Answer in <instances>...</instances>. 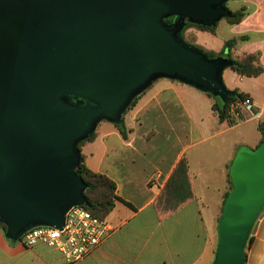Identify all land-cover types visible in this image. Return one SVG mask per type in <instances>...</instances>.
<instances>
[{"label":"water","instance_id":"95a60500","mask_svg":"<svg viewBox=\"0 0 264 264\" xmlns=\"http://www.w3.org/2000/svg\"><path fill=\"white\" fill-rule=\"evenodd\" d=\"M226 1L0 0V229L9 242L32 227L61 228L70 207L88 206L79 143L100 121L121 123L155 80L222 103L236 96L222 77L233 60L182 37L187 23L228 18ZM229 176L209 264H245L264 208V137L237 148Z\"/></svg>","mask_w":264,"mask_h":264},{"label":"crops","instance_id":"0c3cea01","mask_svg":"<svg viewBox=\"0 0 264 264\" xmlns=\"http://www.w3.org/2000/svg\"><path fill=\"white\" fill-rule=\"evenodd\" d=\"M232 2L234 7L229 10L242 6L245 9L238 23L224 18L221 22L224 24L218 22L214 33L188 27L183 36L186 41L212 52H219L227 39L236 38L230 48L233 58L249 53L258 55L263 67L260 74L242 76L226 68L230 74L222 75L227 87L248 94L250 105L240 106L236 112L230 109L229 117L219 120L212 109L214 99L207 94L180 82L159 78L125 111L122 125L100 121L94 138L79 148L86 166L109 177L122 201L116 202L106 216L115 230L88 256L74 264L211 262L216 247L217 220L228 191L229 165L238 147L253 148L258 144L261 132L257 126L262 123L257 124L249 139L240 133L225 138V149L216 158L209 139L235 132L236 128L264 115V0ZM220 33L227 35L219 37ZM206 108L210 110L207 116ZM210 115L214 116V122ZM182 156L187 160L193 197L158 218L153 205L156 198L166 191L159 204L161 213L165 212L166 206L179 198L178 190L185 183L183 170L174 173ZM214 181H224L225 185L212 187ZM251 235L252 240L245 248V264H264V209ZM48 249L41 245L24 248L13 244L0 230V264H64Z\"/></svg>","mask_w":264,"mask_h":264},{"label":"trees","instance_id":"16d2710c","mask_svg":"<svg viewBox=\"0 0 264 264\" xmlns=\"http://www.w3.org/2000/svg\"><path fill=\"white\" fill-rule=\"evenodd\" d=\"M229 12H230V16L228 18H225V19L227 21H229L230 23H238L245 15V9L243 6L238 8L237 10H233V11L229 10ZM171 20H172V17L166 19L167 22H170ZM216 25H217V23H216ZM216 25H214L213 27H203L200 25L187 23L184 30L187 29L188 27H197L199 29L207 30L209 32L214 33ZM184 30H183V32H184ZM183 32H182V37L184 38ZM236 41H237L236 38L227 39L224 42L223 47L221 48V50L219 52L207 51V50L203 49L201 46H199V45H197L191 41H187V42L190 45L202 50L204 53H206L210 57H213L216 55H223L227 58L232 59L233 65L230 66L229 68L234 70L239 75L256 76V75L260 74L263 71V67L259 64L258 55L256 53L245 54L241 58H233L231 56L230 48L236 43ZM234 91L236 92V96L228 98L227 101L224 103H222L217 97H213L212 95L205 93L214 99V103L212 104V109L216 112L219 120H224V119L229 117L230 104L232 102L246 101L249 104L251 103V99L248 96V94L243 93V92H239L237 89H234ZM140 94L133 98V100L131 101V103L129 104V106L127 107L126 110L130 109L132 106L135 105ZM120 124L122 125V123H120ZM257 127L261 132V139L259 140V142H261V140L264 137V134H263L264 127L262 126V124H258ZM94 136H95V131H93L92 134L88 138L82 140L79 143L78 148L85 141L93 139ZM79 151H80V148H79ZM80 157H81V162L79 164L77 172H78L79 177L86 183V189L84 191V196H85L86 200L88 201V206H86V207L94 215L101 217V218H106V216L115 207L116 202L122 201V200L116 195V192H115L116 186H115L114 182L109 177H107L106 175L101 174V173H97V172H93L92 170H90L86 166L84 156L81 153V151H80ZM179 170L184 171V178H185V183L182 184V188L180 190H178V193H177V194H179V198H175V202L168 204L166 206L167 210L165 212L161 213V211H160L161 206H159V204L161 202V198L163 197V195H165L166 191L162 192L160 194V196H158L153 203V205L157 211L158 218H161L163 216L170 214L172 211L176 210L183 203H185L187 200H189L193 197V192H192L190 181H189L188 165H187V160H186L185 156H182L180 158V160L177 162L176 167L174 168V173L179 171ZM227 178H228L229 188H228V191L224 195L222 204H223L228 192L231 189L229 168H228ZM221 208H222V205H221ZM251 240H252V235L250 233L248 241H247V246L251 242Z\"/></svg>","mask_w":264,"mask_h":264},{"label":"built area","instance_id":"2783aa9c","mask_svg":"<svg viewBox=\"0 0 264 264\" xmlns=\"http://www.w3.org/2000/svg\"><path fill=\"white\" fill-rule=\"evenodd\" d=\"M246 101L230 104L234 112ZM115 226L106 218L91 213L85 205L70 207L61 228L36 226L25 231L15 243L24 248L46 246L58 252L64 264H74L88 256L111 233Z\"/></svg>","mask_w":264,"mask_h":264},{"label":"rangeland","instance_id":"374dc122","mask_svg":"<svg viewBox=\"0 0 264 264\" xmlns=\"http://www.w3.org/2000/svg\"><path fill=\"white\" fill-rule=\"evenodd\" d=\"M226 7L229 9V8H233L234 7V3L232 2V0H227L226 1ZM224 18H222V19H220L218 22H220V24H224V23H221V22H224ZM217 22V23H218ZM205 35H207V36H210V35H208L207 33H204ZM225 35H227V34H222V33H220V36L219 37H222V36H225ZM211 37V36H210ZM227 74H230V71H229V69H226V70H224V72H223V74L222 75H224V76H226ZM231 74H233V73H231ZM235 76V75H234ZM247 80L248 79H246V81L245 82H247ZM231 87L232 86H228V88H230L231 89ZM196 92H200V91H196ZM201 94V93H200ZM203 94V93H202ZM208 96V95H207ZM208 98H211V99H213L212 97H210V96H208ZM204 113H205V115L207 116V115H209V113H210V110L209 109H207L206 108V111H204ZM211 116V119H213V122H214V116L213 115H210ZM258 123H262V125L264 126V115L260 118V119H253V120H250V121H248L247 123H245L244 125H242V126H240V127H238V128H236V131L235 132H230V133H226L225 135H223V136H218V137H214V138H210L209 139V142H213L212 143V148H214V150H215V153L213 154L214 155V157L216 158L222 151H224V140H225V138H229L230 136L231 137H233V136H235V135H237V134H244L245 136H246V138L247 139H249V138H251L252 137V135H253V131H254V129L256 128V126H257V124ZM224 138V139H223ZM225 185V182L224 181H222L221 183H217V182H213V184H211V186L212 187H215V186H219V187H223ZM228 188H229V185H228ZM13 244H17V243H13ZM46 247V246H45ZM46 248H49V247H46ZM51 248H49L48 250H50ZM51 250H53V249H51ZM52 256L53 257H55V258H57V259H59V261L61 262V263H63V260L61 259V256H60V254L58 253V252H56V251H52Z\"/></svg>","mask_w":264,"mask_h":264}]
</instances>
